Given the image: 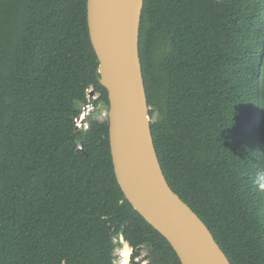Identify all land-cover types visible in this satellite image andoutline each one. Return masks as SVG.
<instances>
[{"label":"trees","instance_id":"obj_1","mask_svg":"<svg viewBox=\"0 0 264 264\" xmlns=\"http://www.w3.org/2000/svg\"><path fill=\"white\" fill-rule=\"evenodd\" d=\"M139 55L168 185L231 264H264V0H144ZM97 68L86 0H0V264H114L122 242L181 264L118 185Z\"/></svg>","mask_w":264,"mask_h":264},{"label":"water","instance_id":"obj_2","mask_svg":"<svg viewBox=\"0 0 264 264\" xmlns=\"http://www.w3.org/2000/svg\"><path fill=\"white\" fill-rule=\"evenodd\" d=\"M144 0H86L88 34L108 94L113 171L131 206L171 245L181 264H231L201 218L167 183L155 150L139 55ZM90 98L95 90H86Z\"/></svg>","mask_w":264,"mask_h":264},{"label":"rangeland","instance_id":"obj_3","mask_svg":"<svg viewBox=\"0 0 264 264\" xmlns=\"http://www.w3.org/2000/svg\"><path fill=\"white\" fill-rule=\"evenodd\" d=\"M97 96H98V94L95 92V93H93L92 94V98L93 99H96L97 98ZM81 109H82V107H81ZM102 107L101 108H99L98 109V114H97V117L98 118H100V116H103L102 115V113H103V111H102ZM86 111V113L89 111V113H90V109L88 108V109H86L85 110ZM77 118H79V120H81V128L80 129H85L86 127H87V125H88V120H87V118L85 117L84 119H80L81 118V115L79 116H77ZM102 119L104 120V118L102 117ZM148 253H149V251H148V249L146 248V247H143L141 250H140V253H139V255L136 257L137 258V260H139L138 262H139V264L141 263V264H143V260L145 259V258H147V256H148ZM114 254H116V256H118V258L116 259V264H120V261L121 260H126V262H125V264H132V262L130 261L131 260V256H132V248L126 243V242H122V244H121V246H119V247H117L116 249H115V251H114Z\"/></svg>","mask_w":264,"mask_h":264},{"label":"clouds","instance_id":"obj_4","mask_svg":"<svg viewBox=\"0 0 264 264\" xmlns=\"http://www.w3.org/2000/svg\"><path fill=\"white\" fill-rule=\"evenodd\" d=\"M261 160H262V164L258 168V170L256 171L255 177L253 179V183L259 191L264 192V157H261ZM117 258H118V256L116 257V259ZM116 259L114 261V264H116ZM150 259H151L150 257L145 258L143 260V264H150ZM125 262H126V260H121L120 264H125ZM132 264H133V262H132Z\"/></svg>","mask_w":264,"mask_h":264},{"label":"built area","instance_id":"obj_5","mask_svg":"<svg viewBox=\"0 0 264 264\" xmlns=\"http://www.w3.org/2000/svg\"><path fill=\"white\" fill-rule=\"evenodd\" d=\"M90 109V111L92 110V105L91 104H86V105H84V106H82V109H81V112L78 114L79 116L81 115V118L80 119H84L85 117L87 118V116H88V114H89V111L86 113V109ZM103 109H102V111H103V113H102V115L103 116H100V118L99 119H101V120H103L102 119V117L104 118V120L105 119H107V113H108V110H107V108H105V107H102ZM74 121H75V128L77 129V130H80V128H81V120H79V118H77V116L75 117V119H74Z\"/></svg>","mask_w":264,"mask_h":264},{"label":"flooded vegetation","instance_id":"obj_6","mask_svg":"<svg viewBox=\"0 0 264 264\" xmlns=\"http://www.w3.org/2000/svg\"><path fill=\"white\" fill-rule=\"evenodd\" d=\"M132 253H133V250H132ZM137 258H138V257H137ZM137 258H136V260H135V261H137V262H138L139 260H137ZM131 259H132V256H131ZM138 263H139V262H138ZM140 264H141V263H140Z\"/></svg>","mask_w":264,"mask_h":264}]
</instances>
